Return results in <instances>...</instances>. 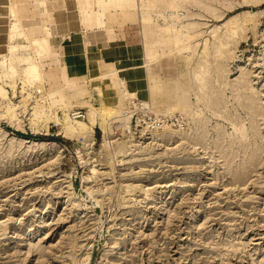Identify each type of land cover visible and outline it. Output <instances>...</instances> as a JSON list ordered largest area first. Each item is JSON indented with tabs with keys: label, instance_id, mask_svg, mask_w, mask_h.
<instances>
[{
	"label": "rangeland",
	"instance_id": "1",
	"mask_svg": "<svg viewBox=\"0 0 264 264\" xmlns=\"http://www.w3.org/2000/svg\"><path fill=\"white\" fill-rule=\"evenodd\" d=\"M0 264H264V0H0Z\"/></svg>",
	"mask_w": 264,
	"mask_h": 264
},
{
	"label": "bare ground",
	"instance_id": "2",
	"mask_svg": "<svg viewBox=\"0 0 264 264\" xmlns=\"http://www.w3.org/2000/svg\"><path fill=\"white\" fill-rule=\"evenodd\" d=\"M220 65H221V64H220ZM220 65H219V67H220ZM221 66H222V65H221ZM29 69L35 71V69H36L35 64H31V65L29 66ZM243 86H244V85H243ZM250 107H252V106L250 105ZM252 110H253V111H258V108H257V107H253ZM237 129L240 130L241 127L237 128ZM245 135H246V133L243 132V133H241L240 136H245ZM245 138H246V136H245ZM246 144H247V143H246ZM244 146H245V145H244ZM246 148H247V145H246ZM246 148H245V149H246ZM252 155H253V154H252ZM253 156H254V155H253ZM253 156H252V157H253ZM255 156H256V155H255ZM255 158H256V157H255ZM249 160H250V159H249ZM250 162H252V159L250 160ZM256 164H257V163H256ZM244 173H245V172H244ZM243 175H244V174H243ZM243 175H242V176H243ZM246 175H247V174H246ZM242 176H241V179H242ZM244 177H245V176H244Z\"/></svg>",
	"mask_w": 264,
	"mask_h": 264
},
{
	"label": "crops",
	"instance_id": "3",
	"mask_svg": "<svg viewBox=\"0 0 264 264\" xmlns=\"http://www.w3.org/2000/svg\"><path fill=\"white\" fill-rule=\"evenodd\" d=\"M80 39V38H79ZM80 43H86V40L84 38L81 37L80 39ZM100 43V42H103V40H97V41H93L92 43ZM104 43V42H103ZM105 43H110L109 41H105ZM74 57H77V55H73ZM71 58H73L72 56H70Z\"/></svg>",
	"mask_w": 264,
	"mask_h": 264
},
{
	"label": "trees",
	"instance_id": "4",
	"mask_svg": "<svg viewBox=\"0 0 264 264\" xmlns=\"http://www.w3.org/2000/svg\"><path fill=\"white\" fill-rule=\"evenodd\" d=\"M17 133H21L20 131H16ZM22 134V133H21Z\"/></svg>",
	"mask_w": 264,
	"mask_h": 264
}]
</instances>
